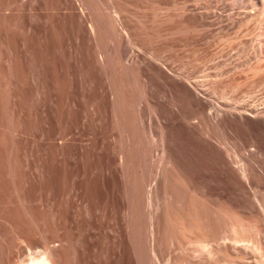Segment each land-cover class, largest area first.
<instances>
[{
  "label": "rangeland",
  "instance_id": "rangeland-1",
  "mask_svg": "<svg viewBox=\"0 0 264 264\" xmlns=\"http://www.w3.org/2000/svg\"><path fill=\"white\" fill-rule=\"evenodd\" d=\"M44 253L264 264V0H0V264Z\"/></svg>",
  "mask_w": 264,
  "mask_h": 264
},
{
  "label": "bare ground",
  "instance_id": "bare-ground-1",
  "mask_svg": "<svg viewBox=\"0 0 264 264\" xmlns=\"http://www.w3.org/2000/svg\"><path fill=\"white\" fill-rule=\"evenodd\" d=\"M47 254H49V253H47ZM47 254H45V253L42 254V256H41V258H40V261H39L41 264H50V261H51L50 259H53V258L50 256V255H51V254H50L49 256H50L51 258L48 259L49 256H48ZM46 255H47V256H46ZM52 264H53V262H52Z\"/></svg>",
  "mask_w": 264,
  "mask_h": 264
}]
</instances>
